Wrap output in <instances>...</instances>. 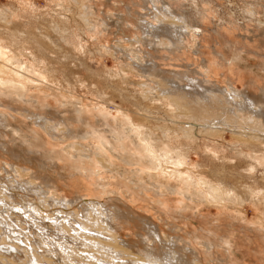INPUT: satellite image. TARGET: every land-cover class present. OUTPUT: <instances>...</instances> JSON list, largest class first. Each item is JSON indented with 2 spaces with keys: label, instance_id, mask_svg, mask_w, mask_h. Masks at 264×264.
Returning <instances> with one entry per match:
<instances>
[{
  "label": "rangeland",
  "instance_id": "rangeland-1",
  "mask_svg": "<svg viewBox=\"0 0 264 264\" xmlns=\"http://www.w3.org/2000/svg\"><path fill=\"white\" fill-rule=\"evenodd\" d=\"M62 1L0 0V7L6 6L14 10L21 26L42 27L45 33L55 38V26H60V29L65 26L70 30L69 39L77 44L75 47H65L61 44L58 49L53 50L48 46L49 39H45L48 40V45L42 46L39 45L42 43H37L36 38L32 36L29 38L13 35L0 27L1 48L20 55L27 62L31 61L28 74L30 77L23 80L7 72L0 75V83L18 78L26 86L27 98L35 96L42 106L29 111L27 100L24 99L23 102L11 90L0 96V114H4L0 118L3 123L0 122V191L1 195L12 192L7 203H34L39 207L38 214L43 218L47 215H61L59 210H66L65 214L74 215L76 211L80 212L89 200L99 204L107 203L106 206L112 211L113 208H118L114 209V216L119 214V217H114V234H117L118 245L125 250L136 251L138 245L145 247L149 244L148 241L144 243V238L150 235L149 221L153 222L152 228L154 224L159 228L164 251L168 246H175L180 251V247L190 240L195 243L202 264H264V161H261L260 157L254 159L251 156L261 152H257L258 145L251 147V150L247 149L246 137H242L245 141L228 130L214 136L203 132L201 137L197 138L200 140V147L199 143L197 144L199 140L193 145L195 140L190 139L188 153L191 162L188 167L185 165L179 169H183L185 175L191 172L192 177L196 179L206 178L209 183L222 189L223 195L228 192L229 197H225L223 201L212 200L207 204H190L179 192L163 191L162 187L158 189V186L146 183L149 181L136 173L134 164L124 162L122 155L106 151L109 160L114 162L116 167L109 169L102 166L98 159V152H101L99 147H104L100 135L79 136L78 131L83 129L82 122L73 119L75 115L71 110L63 113L71 120L70 123L76 130L71 136L62 131H50L49 127L61 120L58 111L65 109L64 100L77 101L79 104L82 102L93 110L96 105L95 107L111 111L112 115H117L122 121L127 118L128 121L139 123L142 111L138 105H142L141 101L145 100L142 96L144 87H147L146 93L150 89H159L157 82L148 79L147 74L137 68L136 61H140L137 58L147 60L151 53L157 63L155 68L165 74L190 71L192 76L224 83L223 73L230 69V75L239 81V89H244L251 79L258 81L255 89H252L257 94L264 82V0H170L179 13L191 14L192 19L197 18L201 25V28L190 26L189 31L185 32L186 45L173 52L170 49L168 34L163 32L162 41H159V38L151 36L152 33L144 34L142 30V24L145 23L143 19L155 24L154 26L161 25L169 29L181 22L173 15L165 17L159 14L152 0H64L67 5L72 2V13L59 7L58 3ZM157 4L160 5L159 2ZM176 21L178 22L175 24ZM148 38H153L155 47L149 44ZM204 57L209 61L208 66L203 61ZM0 62L5 64L6 59L0 57ZM145 82L148 83L146 86ZM47 103L50 104L51 111L44 109ZM35 112L46 114L49 118L47 123L51 124H48V127L41 126L45 121L36 120L33 116ZM147 114H151L150 119L158 117L160 125L172 123L169 119L179 124L188 123L190 120L189 116H182L178 111L167 113L164 109L150 110ZM93 121L108 141L109 133L100 126L97 116L93 117ZM110 121L112 125H116L115 121ZM155 123L156 121L152 122L154 125ZM183 134V131L175 127L171 144L183 147L184 145L179 144L184 143ZM132 137L125 140L130 150L134 147ZM238 141L246 144L231 151L230 148ZM117 144L120 146V143ZM213 151L218 153H215L217 159L211 154ZM44 159H48L47 169L42 165ZM166 165L165 170L176 169L174 164ZM222 167L224 171L220 170ZM12 168L19 171L18 176ZM162 172L163 170H158L159 175H162ZM13 175L22 181L36 179L43 185L49 183L51 186L48 195L55 198L60 196L74 199L75 186H80L82 195L79 201L69 206L70 208L49 206L48 202L43 200L47 195L40 199L39 195L18 188V183L14 184L16 188L12 187L9 180H12ZM47 177L50 182L45 181ZM90 187H96L99 191L93 193L89 190ZM247 190L255 191L259 196L257 201L260 202L253 204L245 200L243 196ZM232 196L234 200L231 199ZM242 198L245 200L243 203ZM85 199L89 200L85 202ZM26 200L29 202H25ZM21 218L27 222L18 221L19 225H15L14 234L19 231L21 239H26L27 235L33 236L28 226L31 222L25 214L21 215ZM31 230L38 232L35 227ZM6 234L9 235L10 232L7 231ZM11 235L13 236L12 233ZM109 237L108 239L113 240L112 236ZM169 239L177 240L178 245H172ZM6 240L9 241V237ZM204 240H212L213 246H206ZM153 244L158 249L163 247L157 238ZM38 245L35 243L36 247ZM11 252L19 254V257L11 259L13 264H21L24 261L22 250ZM119 255L125 256L123 260H119L125 263L128 255ZM58 261L62 262L63 259ZM79 264L83 263L80 261Z\"/></svg>",
  "mask_w": 264,
  "mask_h": 264
},
{
  "label": "bare ground",
  "instance_id": "bare-ground-1",
  "mask_svg": "<svg viewBox=\"0 0 264 264\" xmlns=\"http://www.w3.org/2000/svg\"><path fill=\"white\" fill-rule=\"evenodd\" d=\"M63 1L62 3H58L60 4L59 7L62 10L65 9L66 11L72 13V2H70V5H67ZM74 1L78 2V0ZM152 2L155 10L159 11V14L164 15L165 17L173 15L181 22H174L175 24L177 23L175 27L169 29L168 27L166 28L161 25L154 26L155 24L153 25L152 23H149L147 19H143V22L145 21V23L142 24V30L144 34L152 33L153 35L151 36H153V38H159V41H162L161 34L164 32L165 34H168L167 36L170 39L169 45L172 52L180 50L184 45H186L187 37L185 34L189 31V27L193 25L201 28V25L199 24L200 22L197 18L193 20L191 14L182 12L179 13L170 0H152ZM157 2H159L160 5H158ZM87 21L90 22L89 19ZM18 22L19 20L17 19L12 8L6 6L0 7V27L5 28L11 34L21 37L32 36L34 39L36 38L37 43H42L39 44L42 46L48 45V40L46 41L45 39H49L48 46L53 50L58 49L61 44H63L65 47L77 46V44L72 43L69 39L68 35L70 30H67L68 27L66 28L64 25L63 26L65 28L62 27V29L59 28L60 26H55V38V36L53 37L50 36L49 33H45V31L42 30V27H23ZM6 26L8 28H6ZM153 38H148L150 41L149 44L155 47L156 43L153 41ZM78 45H80V43H78ZM0 57L6 59L5 64H1L0 62V75H2V73L6 74L8 72L12 73L13 76L20 77V79L23 80L27 77H30L28 74L31 61L27 62L20 55H15L3 50L1 48V44ZM137 59H140L139 62L136 61L137 68L141 69L143 73L147 74L148 79L157 82L159 87V89L156 91L150 89L148 93L145 92L147 87H144L142 96L143 99L145 98V100L141 101L142 105H138L140 111H142L140 114L141 119L139 123L131 122L130 120L128 121L127 118L122 121L117 115H112L111 111H107V109L105 110L100 107H95L96 105L94 106L93 110L82 102L79 104L77 101L70 102L65 100L63 101V107L66 105L65 109H63V111L62 108L59 111L57 110L61 120H58L59 122H55L54 126L48 125L51 123H47L49 118L46 117V114L35 112V115L33 114V116H35V119L40 122L45 121V123H43L41 126H49L50 131H62L63 133L66 132L69 134V136H71V133H74L76 130L74 129V126H72V123H70L71 120H68L63 115V113H66L67 110H71L75 115V117L73 116V119H79V122H82L81 127L83 129L78 131L80 134L79 136L94 137L95 134L100 135L101 144L105 147H99L101 152H98V159L102 166L109 167V169H114L116 167L113 164L114 162L109 160V156L106 151H109L114 155H122V157L124 156L125 158L124 162H128V164H134L136 166V173L149 181H145L146 183H152L151 185L154 187L158 186V189L159 187H162L163 191L173 193L179 192L182 197L185 196L188 199V203L190 204H193L192 202H195L196 204H207L212 200H222L225 199V197L229 198L228 192H226V195H223L222 192L224 191L214 184L209 183L206 178L196 179L195 177H192L191 172L188 175H185V173L182 171L183 169L180 170L179 168L185 165L188 167V163L191 162L189 159L190 155L188 153L190 139L195 140V142H193L194 145L196 141L199 140L197 138L201 137L200 134L203 132L214 136L220 135L226 130L231 131L232 135L239 136L240 138L244 136L247 138L246 140L251 141H247L248 144H246V142L240 143L238 141V143L235 145L233 144L232 147L230 146L231 151L232 149H239V146L244 144H246L245 146L249 150H251V147H256L258 145L259 149L257 152H261L259 153L260 155L254 153L256 155L254 156L251 154V156L254 157V159L260 157L262 158L261 161H264V82H262L263 85L260 87V91L255 94L254 90L252 89H255V85L258 84V81L251 79L248 81L244 89H239L237 85L239 81L237 82L233 75H230L232 73L230 69H228L227 73H223L222 79L224 80V83L221 81L212 82L210 80L208 81L207 78L201 79L195 75L192 76L189 73L190 71H173L172 74H165L162 71H158L155 68L157 63L152 58V53L151 57L147 60H141V58ZM203 61L205 65L208 66L209 61L205 57L203 58ZM38 77L40 76L38 75ZM159 77L160 80H163L162 83L160 82ZM147 84L148 83L145 82V86ZM25 89V84L18 80V78L16 79V77H14L5 83H0V96L2 97L11 90V92H14L16 97L18 96L21 98L23 102L24 99L25 101L27 100L29 105L27 106L30 108L27 106L26 107L29 111H33L34 108L42 107L40 101L35 96L30 97V99L27 98L26 95L28 94H26ZM10 99L11 98L9 97V100ZM166 101L167 104H165ZM47 104L48 105L44 106V109L51 111L50 104ZM154 109H164L167 113L178 111V114L182 116H189L188 118L190 120L188 123L179 124L176 121L169 119L172 123L166 124L164 122L165 124L160 125L158 122V117H153L150 119L151 117L149 116L151 114H147L150 112V110ZM2 115L4 114L1 113L0 118ZM96 116L97 120L101 123L100 126L104 127L103 129L109 133L110 138L108 141L106 139V135L100 133L98 126L95 125V122L93 121V117ZM110 120L115 121L116 125H112ZM153 121H156L155 125L152 124ZM175 127L184 133L182 135V137L185 139L182 141L184 143H179L180 141L178 139H180L181 136L178 139L176 138L179 144L184 145L183 147L180 145L174 146L171 144V136L173 131H175ZM131 136H133L132 140L134 147L130 150V148L126 145L125 140ZM117 143H120V146H118ZM197 144L199 145L198 147H200V140L197 142ZM103 152L105 153L103 154ZM240 152L243 151L240 150ZM240 152L237 153L241 154ZM215 153L216 151L211 152L214 157ZM216 154L218 155V153ZM43 161L44 162L42 165L45 169H47L48 159H44ZM169 163L176 165V169L171 171L167 169L165 170V168H167L166 164ZM13 168L12 170H15ZM80 168H82V166H80ZM222 169L224 171L223 167L220 170ZM158 170H163L162 175L158 174ZM18 172L19 171L17 170L16 176H18ZM43 179L45 180V178ZM47 179L48 177L45 181L50 182ZM39 181L36 179H24V181H22L13 175V178L12 180H9V183L14 188H16L14 184L18 183V188L22 190L24 189L23 191L26 190L30 194L32 193L34 195H39L40 199L47 195L43 200L48 202L49 206L58 205L56 207L61 208H70L69 206H71L75 201H79L80 195H82L79 190L80 186H75L76 195L74 199H67L60 196L55 198L48 195V193H50L51 185L49 183H45V185H43ZM53 182L55 181L53 180ZM45 186H47V189ZM8 189L10 188L7 184V191ZM89 190H92L93 193H97V191H99L96 187H90ZM9 192L10 191H8V193ZM104 192H106L105 189ZM9 194L4 193L1 195L0 191V224L2 225L0 226V235L2 236H0V264H13L14 262L12 260L14 259L12 258L19 257V254L15 255L11 252V250H16L18 252L22 250L21 253H24V261L21 264H69L73 262L79 264L80 261L83 264H202L199 260V251H197L196 245H194L195 243L190 240L187 242V244H184L182 247H180V251L177 250L175 246V248L166 246L167 250L164 251V244L162 245L163 242H161L162 237L160 230L155 224L152 228L151 225H153V222L149 221L148 225L150 235L148 234V236L144 238L145 241L143 240L144 243L148 241L149 244L147 243L145 247H140L138 245L136 247V251H129L125 250L123 247H120L117 241V234H114V229H116V226L113 224L114 217H119V214L117 213V217L114 216V209L116 208L112 207L113 211L112 209L110 210L109 207L106 206L107 203L99 204L98 202L96 203L94 201H90L89 199H85L83 201L87 202L89 200V202H87L88 204L85 207H82L80 212L76 211L73 215L69 213L65 214L64 211L66 210H59L61 215H47L45 218L48 220H45L41 214H38L40 213L39 207L34 203L9 205L7 201H9V197L12 195V192ZM244 194L246 195H244L243 198L248 200L249 203L253 202V204L256 203L257 198L259 197L253 190H247ZM243 198L241 202L245 201ZM231 199L234 200L235 198L232 196ZM28 200L25 202H29ZM10 201L12 202V200ZM257 202L259 203L260 201ZM5 213H7V215H5ZM63 213L65 214L64 216ZM23 214H25L28 218V221L31 222L28 223V226L30 228V232L33 233V236L27 235L26 239H21V234L19 231L14 234L15 225H19L18 221L21 223L26 221L21 218V215ZM78 214L80 216H78ZM8 217L10 219H8ZM144 224H146V222ZM6 226L8 228H6ZM32 227H35L38 232L34 230L32 231ZM7 231L10 232L9 235L6 234ZM108 236H112L113 240L108 239ZM7 237H9V241L6 240ZM156 238L163 246L161 249H158V247L156 248L153 244L155 243ZM168 241L172 245H178V242L175 239H169ZM203 242L208 247H211L214 244L212 240H204ZM35 243L39 244L38 247L35 246ZM150 243H152V245ZM119 253H125L128 255L126 256L127 260L125 263L119 261L120 259L123 260V257H125L124 255L121 257ZM60 259H63V261H58Z\"/></svg>",
  "mask_w": 264,
  "mask_h": 264
}]
</instances>
